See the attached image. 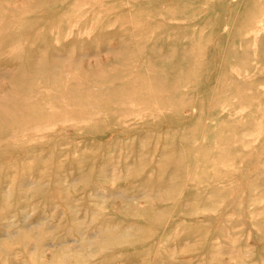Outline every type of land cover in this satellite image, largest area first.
Masks as SVG:
<instances>
[{"label":"rangeland","instance_id":"1","mask_svg":"<svg viewBox=\"0 0 264 264\" xmlns=\"http://www.w3.org/2000/svg\"><path fill=\"white\" fill-rule=\"evenodd\" d=\"M0 264H264V0H0Z\"/></svg>","mask_w":264,"mask_h":264},{"label":"bare ground","instance_id":"2","mask_svg":"<svg viewBox=\"0 0 264 264\" xmlns=\"http://www.w3.org/2000/svg\"><path fill=\"white\" fill-rule=\"evenodd\" d=\"M94 236V235H93ZM50 244V243H49Z\"/></svg>","mask_w":264,"mask_h":264}]
</instances>
